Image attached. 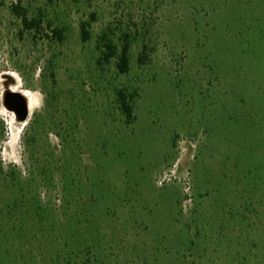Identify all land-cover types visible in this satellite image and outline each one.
I'll list each match as a JSON object with an SVG mask.
<instances>
[{"label": "rangeland", "instance_id": "obj_1", "mask_svg": "<svg viewBox=\"0 0 264 264\" xmlns=\"http://www.w3.org/2000/svg\"><path fill=\"white\" fill-rule=\"evenodd\" d=\"M15 3L0 0V264H14L8 249L15 264H54L46 238H5L14 239L7 207L17 198L26 209L38 195L68 241L74 223L61 208L68 202L71 215L93 199L96 252L109 264L137 254L150 264H209L197 260L204 249L218 264H264V0H24L31 15L65 29L62 43L22 33ZM124 34L128 74L118 58L98 61L102 39L121 48ZM119 90L134 96L132 124ZM8 93L25 95V122L5 106ZM65 160L77 184L67 201L58 175L51 188L39 179L45 162ZM70 244L60 264H84Z\"/></svg>", "mask_w": 264, "mask_h": 264}, {"label": "trees", "instance_id": "obj_2", "mask_svg": "<svg viewBox=\"0 0 264 264\" xmlns=\"http://www.w3.org/2000/svg\"><path fill=\"white\" fill-rule=\"evenodd\" d=\"M52 1V0H50ZM12 11L14 15L21 20L22 25V33L28 32L34 34V40H48L50 42H57L62 43L65 40V29L54 27L53 23L46 19V16L44 13H38L31 15L30 12L25 8L24 6V0H16V3L12 6ZM82 28V35L84 41H88L90 39V34L86 30V26L83 24L81 26ZM104 41L103 47L106 49V52H102L103 56L100 58L99 65L104 66L108 65L112 59L118 58V70L121 74H128L130 71V51H131V38L130 35L124 34L122 37V45L121 48L117 44H114L111 40L103 38ZM101 48V47H100ZM149 56L147 53V47L145 46L142 54L139 57V63L140 65H146L149 62ZM48 67L51 70V76L52 78L55 77V74L53 73L54 65L53 61L48 62ZM118 103L120 110L123 114V116L126 119L127 124H132L135 120L134 116V96L133 95H127L124 91L119 90L118 91ZM33 127V126H32ZM36 142L35 138H31L29 140V144H34ZM38 162V161H37ZM68 160L64 162H58L55 161L52 163L45 162L43 166H41V178L40 183L46 184L47 187H55L54 179L55 176H59L61 178L62 183V193L64 194V201L69 200V197L72 198V189H76L75 180L70 177V174H66L67 171L71 168L70 165H67ZM245 174V173H244ZM10 177L13 181L14 187L21 184L18 178L16 177L15 173H11ZM245 179V178H244ZM36 179H30V182H34ZM77 194L79 193V190H76ZM79 195V194H78ZM205 196H208L206 194ZM204 197V196H203ZM40 196H36L32 199V201L29 204V207L24 208L23 205H20V200L15 199V201L7 207V213L6 215V223L5 227H7L8 234L10 233V236H13L14 239H9L7 234H5V238L8 243H11V246L14 245V242L12 240L19 239L28 241V244L30 246H33V240H40V237L42 240L46 238L47 240L45 244V249L48 248L51 250L53 257L49 258V262L51 261L54 264H60L61 256L58 254L62 247L65 245V247H70V242L72 244H75L76 250L82 253H85L86 261L84 264H109L105 259L102 258L100 254H98L101 243L97 240L101 237L99 232L94 228V226L91 224L93 221L94 215V200L91 199L89 203L83 202L81 205H76V208L73 210L74 212L70 215V210L67 207V205L62 207L61 216L63 217V220L66 222H73L74 227L69 232L70 240L68 241L67 238L64 239L65 235L62 236L59 234L62 229L61 221L57 223H53L47 218L48 210H50L48 207H43L41 205ZM65 204V202H64ZM246 205V204H245ZM69 206V205H68ZM250 207H246L248 210ZM52 211V210H50ZM57 210L53 209V212L55 213ZM72 223V224H73ZM3 227V226H2ZM1 228V226H0ZM90 231H94L97 233H91L93 236V240L89 241L86 240L85 234L90 233ZM0 232H2V228L0 229ZM55 233V234H54ZM68 233V232H67ZM54 234V235H53ZM61 236V237H59ZM64 239V240H60ZM76 239V241H75ZM64 241V243H63ZM223 241V240H222ZM64 244V245H62ZM36 245V244H35ZM61 247V249H60ZM128 251V248H126V251ZM136 252H139L135 250ZM218 253L219 250H216ZM232 250H230L231 252ZM201 253V252H200ZM208 250L204 249V253L200 254V256H197V260H206L209 262V264H218L217 262H214V259H212L210 253ZM58 254V255H57ZM233 254V253H232ZM231 254V255H232ZM230 255V254H228ZM230 255V256H231ZM77 258L79 257L78 254H76ZM125 256V255H124ZM123 256V257H124ZM137 261H129L128 258L124 257V261L122 264H150L148 262V259L144 256L142 257L139 254H137ZM112 257V256H111ZM115 258H118L117 256H114ZM234 258L232 261L230 259L224 260V263L221 262V264H239L237 261V256L232 257ZM7 259L13 262L14 264L19 262L20 259H18L15 254H11V251L7 250ZM66 259V258H65ZM118 264H121L119 260H117ZM247 261V258H244V262L242 264H245ZM200 263V262H199ZM241 264V263H240Z\"/></svg>", "mask_w": 264, "mask_h": 264}, {"label": "water", "instance_id": "obj_3", "mask_svg": "<svg viewBox=\"0 0 264 264\" xmlns=\"http://www.w3.org/2000/svg\"><path fill=\"white\" fill-rule=\"evenodd\" d=\"M5 106L8 110L14 112L18 121L25 122L28 118V103L22 93H8L5 96Z\"/></svg>", "mask_w": 264, "mask_h": 264}]
</instances>
